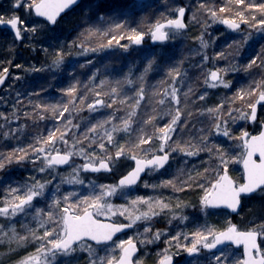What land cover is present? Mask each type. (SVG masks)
<instances>
[{
  "label": "snow or ice",
  "instance_id": "1",
  "mask_svg": "<svg viewBox=\"0 0 264 264\" xmlns=\"http://www.w3.org/2000/svg\"><path fill=\"white\" fill-rule=\"evenodd\" d=\"M0 52V264H264V0H3Z\"/></svg>",
  "mask_w": 264,
  "mask_h": 264
},
{
  "label": "rangeland",
  "instance_id": "2",
  "mask_svg": "<svg viewBox=\"0 0 264 264\" xmlns=\"http://www.w3.org/2000/svg\"><path fill=\"white\" fill-rule=\"evenodd\" d=\"M0 2H3V0H0ZM189 43H191V41H189ZM29 54H27V55H24V56H28ZM15 72V71H14ZM22 85V84H21ZM17 87H20V85L19 84H17ZM7 88V84H6V86H5V88H4V90L2 91V93L0 94V95H3V96H7V92H5V89ZM21 88V87H20ZM21 91H23L22 90V88L20 89ZM15 98V92L13 91L12 92V94H11V97H9L8 99H9V103H8V107L10 108L11 107V101L13 100ZM4 107H5V105L2 103V102H0V110H3L4 109ZM238 174V173H237ZM25 175H26V173H25ZM144 191H146L145 189H143V188H141V192H144ZM189 211H191V210H189Z\"/></svg>",
  "mask_w": 264,
  "mask_h": 264
},
{
  "label": "trees",
  "instance_id": "3",
  "mask_svg": "<svg viewBox=\"0 0 264 264\" xmlns=\"http://www.w3.org/2000/svg\"><path fill=\"white\" fill-rule=\"evenodd\" d=\"M28 53L27 52H24L23 55H27ZM3 55H5V53L3 52H0V56L2 57ZM13 71H16L15 69H13ZM20 85V87L22 88V90H24V87L27 86V81H21L18 83ZM22 84V85H21ZM23 86V87H22ZM20 88V89H21Z\"/></svg>",
  "mask_w": 264,
  "mask_h": 264
},
{
  "label": "water",
  "instance_id": "4",
  "mask_svg": "<svg viewBox=\"0 0 264 264\" xmlns=\"http://www.w3.org/2000/svg\"><path fill=\"white\" fill-rule=\"evenodd\" d=\"M4 86H5V85H4ZM4 86H0V93H1V91L3 90Z\"/></svg>",
  "mask_w": 264,
  "mask_h": 264
},
{
  "label": "flooded vegetation",
  "instance_id": "5",
  "mask_svg": "<svg viewBox=\"0 0 264 264\" xmlns=\"http://www.w3.org/2000/svg\"><path fill=\"white\" fill-rule=\"evenodd\" d=\"M1 57V56H0Z\"/></svg>",
  "mask_w": 264,
  "mask_h": 264
}]
</instances>
